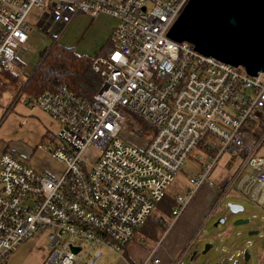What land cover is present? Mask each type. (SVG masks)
<instances>
[{"label": "built area", "instance_id": "obj_1", "mask_svg": "<svg viewBox=\"0 0 264 264\" xmlns=\"http://www.w3.org/2000/svg\"><path fill=\"white\" fill-rule=\"evenodd\" d=\"M188 1L0 0V83L32 38L35 10L36 26L55 37L80 13L116 19L112 48L93 57L102 76L94 94L60 84L30 98L59 124L35 148L59 168L38 169L9 146L0 152V264L45 232L44 264L122 253L190 158L200 169L174 196L173 218L204 186L216 192L212 214L232 192L264 209V72L170 38ZM159 262L153 254L143 264Z\"/></svg>", "mask_w": 264, "mask_h": 264}, {"label": "rangeland", "instance_id": "obj_2", "mask_svg": "<svg viewBox=\"0 0 264 264\" xmlns=\"http://www.w3.org/2000/svg\"><path fill=\"white\" fill-rule=\"evenodd\" d=\"M40 13L39 10H35L29 19L32 25V38L30 39L32 46H25L23 50L28 49L29 51L39 52L53 43L55 39V36L47 35L42 29L36 26V18ZM91 38L92 35L90 39ZM61 45H63L62 42ZM48 49L49 48L39 54L38 63L42 60ZM23 78L25 79V77ZM24 79L21 78L16 84L12 83L9 85L7 79H5L4 83H0V142H4L5 145L10 148L28 149L29 151L30 148L34 150L36 146L44 140V135H40L43 127L54 133H58L59 124L40 108L28 104L30 95L24 92V85L27 81V79ZM36 151L38 150L34 151L35 156L37 155ZM225 158L220 162L217 170L218 172L222 169ZM57 168H59L58 165ZM199 169L200 165L197 161L193 158L187 160L180 169L174 183L168 187L167 194L173 198L178 193L183 192L186 189L188 174ZM206 189V186L203 187L196 197H201L204 200L211 198L213 192ZM230 203L241 205L243 210L237 213L231 211L228 206ZM160 204L161 203H159L153 211L154 219L162 215ZM222 217L226 218L225 222L219 223L216 226L215 223ZM237 217L249 219L250 222L246 224H235ZM168 219L170 220L169 217ZM172 221L173 219L166 227L165 233L171 226ZM253 225H257L260 229L258 235H249L250 227ZM163 234H161V236ZM136 237L140 238L142 236L137 233ZM250 238H259L261 240L259 244L264 245V209L240 194L232 192L223 200L214 217L203 227L201 235L197 238V243L199 244L198 247L202 248L201 252L208 243H214V246L206 254H201V257H205V255L210 257L212 253H215L216 259L220 261L231 258L234 259L231 264H234L236 261H239V264H249V261H244L245 257L240 255V251L243 244L250 245ZM75 241H82L84 244L88 245V242L83 239L76 238ZM96 249L100 250L102 248L97 247L95 250ZM49 253V240L47 232H45L40 238L33 239V246L31 251H28L25 264H44ZM114 257L115 254H107L105 252L103 260L105 263L109 260L115 261L116 259ZM186 264L190 263L186 262Z\"/></svg>", "mask_w": 264, "mask_h": 264}, {"label": "crops", "instance_id": "obj_3", "mask_svg": "<svg viewBox=\"0 0 264 264\" xmlns=\"http://www.w3.org/2000/svg\"><path fill=\"white\" fill-rule=\"evenodd\" d=\"M115 25L116 19L111 16L101 15L95 19H92L88 15L80 13L71 21V23L66 27L65 31L55 37L53 43L46 46L43 50H40L39 52L31 50L29 51L28 49L21 50L19 52V62H17L16 68L13 71L8 72L18 75L19 80L21 78L24 79L23 77H25L24 80H26L29 74L33 72L38 64L40 56L39 54L44 52L47 48L55 43L61 45L62 42L66 47H73L80 55L95 57L110 42L112 30ZM91 35L92 38L90 39ZM29 46H32L30 41L27 44V47ZM29 97L31 98V95ZM28 104L31 105L30 102H28ZM40 135H44V140H48L53 139L56 133L43 127L42 133ZM5 146L6 145L4 142H0V152L5 148ZM15 150L22 157L28 159L30 163L38 169L53 172L58 169L57 165L59 166V164L57 161L44 151H36L37 155L35 156V149L33 150L32 148H30L29 151L28 149L23 150L21 148H15ZM206 190L212 191L213 196L204 200L201 197H196L198 195L197 193L185 211L178 218L170 217V220L167 219V226L173 219L172 224L168 228L167 232H164V234L158 239V241L153 242L142 237H135V239L129 243L125 247L124 251L120 254L113 252L109 253L105 249H102V264H143L153 254L160 258L159 264H174L179 257H182L181 264H186V262H189L190 264L233 263L234 259L231 258L222 261L216 259L215 253H212L210 257L207 255H205V257H201L202 248L198 247L199 244L197 243V238L201 235V230L206 225V223L212 217H214V215L219 210H216L214 214H212L216 193L214 189L209 187H207ZM238 218L241 217H237V219ZM251 229L259 228L257 225H253L250 227V230ZM260 241L261 240L259 238H250L249 246L247 244H243L240 255L244 256V249L249 247V253L251 255L248 260L249 264H264V245L259 244ZM32 246L33 240L22 244L19 250L14 255H12L5 262V264H25L28 251H31ZM194 251H197V254L192 261ZM105 252L107 254H115L114 258L116 260H109L107 263H105L103 260Z\"/></svg>", "mask_w": 264, "mask_h": 264}, {"label": "water", "instance_id": "obj_4", "mask_svg": "<svg viewBox=\"0 0 264 264\" xmlns=\"http://www.w3.org/2000/svg\"><path fill=\"white\" fill-rule=\"evenodd\" d=\"M168 35L179 42H191L205 55L235 66L242 65L251 75L264 72V0H189ZM228 206L235 213L243 210L235 203ZM225 220L222 217L215 225ZM249 222V219L238 218L235 224ZM259 233V229L249 231V235ZM212 246L213 243H208L202 254ZM72 249L78 252L80 247ZM196 254L194 251L192 261ZM250 256L246 247L245 261Z\"/></svg>", "mask_w": 264, "mask_h": 264}, {"label": "trees", "instance_id": "obj_5", "mask_svg": "<svg viewBox=\"0 0 264 264\" xmlns=\"http://www.w3.org/2000/svg\"><path fill=\"white\" fill-rule=\"evenodd\" d=\"M112 46L113 41L110 40L99 54L106 53ZM4 76L9 80V85L18 83V75L5 71ZM101 82L102 76L93 67V57L80 55L73 47L55 43L49 47L42 60L28 76L24 92L34 96L54 89L60 84H67L82 95H90L98 90ZM159 203H161L162 215L154 219L152 214L145 225L137 231L142 238L153 242L158 241L165 232L167 219L173 216L176 200L165 194Z\"/></svg>", "mask_w": 264, "mask_h": 264}]
</instances>
